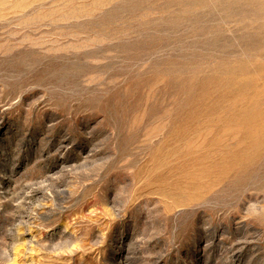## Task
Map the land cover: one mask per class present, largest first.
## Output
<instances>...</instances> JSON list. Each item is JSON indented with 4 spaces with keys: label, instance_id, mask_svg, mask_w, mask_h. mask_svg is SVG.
<instances>
[{
    "label": "rangeland",
    "instance_id": "obj_1",
    "mask_svg": "<svg viewBox=\"0 0 264 264\" xmlns=\"http://www.w3.org/2000/svg\"><path fill=\"white\" fill-rule=\"evenodd\" d=\"M0 264H264V0H0Z\"/></svg>",
    "mask_w": 264,
    "mask_h": 264
}]
</instances>
